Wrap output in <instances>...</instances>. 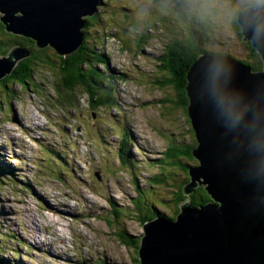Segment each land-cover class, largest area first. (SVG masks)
Masks as SVG:
<instances>
[{"label": "rangeland", "instance_id": "374dc122", "mask_svg": "<svg viewBox=\"0 0 264 264\" xmlns=\"http://www.w3.org/2000/svg\"><path fill=\"white\" fill-rule=\"evenodd\" d=\"M103 1L86 34L108 64L97 70L111 106L93 109L83 91L62 106L56 67H36L29 89L0 85V263L140 264L138 217L175 219L188 169L200 166L187 155L195 135L175 87L162 84L174 75L160 58L172 41L192 39L208 54L251 62L234 18L264 8V0Z\"/></svg>", "mask_w": 264, "mask_h": 264}, {"label": "water", "instance_id": "95a60500", "mask_svg": "<svg viewBox=\"0 0 264 264\" xmlns=\"http://www.w3.org/2000/svg\"><path fill=\"white\" fill-rule=\"evenodd\" d=\"M103 3L0 0V23L6 33L67 57L81 49L86 19ZM237 23L242 41L258 50L262 70L204 53L187 73L198 142L192 157L200 166L189 168L183 192L189 196L204 187L211 201L201 207L186 201L175 220L146 222L140 264H264V8L246 7ZM29 57V49L14 46L0 58V81ZM218 67L225 69L219 76Z\"/></svg>", "mask_w": 264, "mask_h": 264}, {"label": "trees", "instance_id": "16d2710c", "mask_svg": "<svg viewBox=\"0 0 264 264\" xmlns=\"http://www.w3.org/2000/svg\"><path fill=\"white\" fill-rule=\"evenodd\" d=\"M134 1L136 0H131L132 3L136 4ZM144 3L147 4L146 0H144V2H142L140 5H144ZM243 10H239L234 18V28L241 36H242L241 26L238 25L237 23V15ZM101 17L97 13L92 18L86 19V27L85 29H83V32L85 34V41L80 50H78L73 55L67 57H60L56 54L55 61L48 54L51 48L38 49L34 41L6 33L4 26L0 23V56L7 55V53L15 45L23 46L31 51V57L20 61L18 66L15 68L13 74L6 77L4 80L0 81V85H2L5 88V93H7L10 90L8 87V84L10 83L11 84L17 83L20 86L29 89V87L36 80L35 79V73L37 70L36 67H43L48 70L56 67L58 71L57 73L58 80L57 83L55 84L54 92L57 95V100L62 106L69 107L73 105L74 101L78 96L79 91H83L85 94L89 95L93 109H102V107L104 106H111L112 102L109 100H112L113 98L112 96L113 94H111L112 87L110 86L109 90H106L104 89V87H102V72L98 73L97 70L98 66L102 67L103 64V66L106 67L108 66V64L104 62L102 58V54H99L93 48H89L87 46L88 39H87L86 30L89 28V26H97L98 21L101 20ZM247 47L249 48L250 53H252L251 54L252 61L251 62L241 61V62L251 66V68L254 71L261 70L262 69L261 58L259 56V53H257L258 50L255 49L254 47H251V45H248ZM204 53H206L205 50L195 45V43L192 42V39H189L187 42L174 40L171 43H169L168 49L166 50L164 57L160 58L166 62L167 68L174 75L173 79H169L168 81H165L162 84H169L175 87V90L178 93L179 101H180L178 105L183 106L185 113L189 118V122L193 133H194V129L192 127L191 119L188 112V105L190 103V99L188 97V93L186 90L187 73L191 68V66L194 64V62L199 58V56ZM214 55L227 56V54H214ZM168 58L169 61H166V59ZM175 59H182L183 61L182 73L180 77H175L174 74L172 61ZM197 147H198V142L195 139L194 147H187V155H192V151ZM170 151H172L171 158L176 159L177 157L176 155H179L178 152L179 150L168 149L165 154H170L169 153ZM54 155H57L59 158H61L56 152H54ZM126 155H129V153L122 148L120 155L122 161L123 160L125 161ZM160 174H163V172ZM160 174H157L154 177L155 181H158L159 183H161V179H159ZM181 188L182 189L177 193V196L174 200L179 208L178 210L179 212L177 213V215L180 213L179 204L184 200H186V195L183 192L184 188L183 187ZM210 201L211 199L207 194V192L205 191L204 187H198L194 191L191 197V204L194 207H201L203 205H206ZM118 211L119 210H116L117 213ZM158 217L161 216L157 215L156 213V215L138 217V218L140 224L144 226L145 222L151 221ZM119 234H121L120 237L123 239V241L124 240L126 241L127 245H130L131 243L135 244V239L134 240L131 239L124 232H121ZM137 240H139L138 242H140L141 244L142 238L141 239L139 238ZM0 264H4V262H1Z\"/></svg>", "mask_w": 264, "mask_h": 264}, {"label": "flooded vegetation", "instance_id": "af4514ba", "mask_svg": "<svg viewBox=\"0 0 264 264\" xmlns=\"http://www.w3.org/2000/svg\"><path fill=\"white\" fill-rule=\"evenodd\" d=\"M175 77H180L182 73L183 61L182 59H175L172 61ZM191 155H189L190 157Z\"/></svg>", "mask_w": 264, "mask_h": 264}, {"label": "clouds", "instance_id": "9594fccd", "mask_svg": "<svg viewBox=\"0 0 264 264\" xmlns=\"http://www.w3.org/2000/svg\"><path fill=\"white\" fill-rule=\"evenodd\" d=\"M249 6H254V5H249ZM101 7V6H100ZM100 7H99V9H100ZM246 7H248V6H246ZM245 7V8H246ZM245 8H244V10H245ZM99 11V10H98ZM241 39H242V36H241ZM225 71V69L223 68V67H218L217 68V70H216V73H217V76H219L220 74H222L223 72ZM260 71V70H259ZM223 103H224V101H223V98H221L220 100H219V104L220 105H223ZM229 115H230V113H229ZM192 156V155H191ZM189 181H190V178H189Z\"/></svg>", "mask_w": 264, "mask_h": 264}, {"label": "bare ground", "instance_id": "6f19581e", "mask_svg": "<svg viewBox=\"0 0 264 264\" xmlns=\"http://www.w3.org/2000/svg\"><path fill=\"white\" fill-rule=\"evenodd\" d=\"M239 24V23H238ZM241 28H242V26H241ZM258 52V51H257ZM224 56V55H223ZM18 66V65H17ZM190 99V98H189ZM192 123V122H191ZM189 170V169H188Z\"/></svg>", "mask_w": 264, "mask_h": 264}]
</instances>
